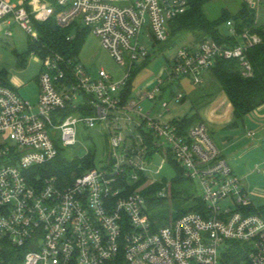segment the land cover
<instances>
[{
  "label": "built area",
  "instance_id": "obj_1",
  "mask_svg": "<svg viewBox=\"0 0 264 264\" xmlns=\"http://www.w3.org/2000/svg\"><path fill=\"white\" fill-rule=\"evenodd\" d=\"M248 4L261 13L258 0ZM56 6L0 0V29L10 36L16 26L39 43L36 24L51 18L74 28L68 40L86 28L128 71L117 82L103 69L93 78L79 60L32 51L41 63L36 103L0 80V264H222L232 242L243 249V264H264V215L248 211L251 200L208 125L184 132L163 120L171 101L184 99L182 80L203 84L219 58L239 61L243 76H253L248 53L264 48V15L241 32L227 22L234 45L207 39L181 47L152 85L125 100L132 70L150 62L142 37L153 48L165 44L170 23L191 0H57ZM167 83H174L171 100L162 98ZM97 125L107 150L99 155L94 144L93 164H81L80 175L68 181L40 173ZM90 151L69 157L84 161ZM170 157L199 183L203 206L160 226L134 187L142 178L154 183L149 167L161 158L160 170ZM165 188L157 197H166Z\"/></svg>",
  "mask_w": 264,
  "mask_h": 264
},
{
  "label": "rangeland",
  "instance_id": "obj_2",
  "mask_svg": "<svg viewBox=\"0 0 264 264\" xmlns=\"http://www.w3.org/2000/svg\"><path fill=\"white\" fill-rule=\"evenodd\" d=\"M248 4V0H242ZM261 6V13L254 11V16L248 23L249 26L255 25L260 19V16L264 15V0H258ZM229 9L235 12L239 9V1L237 0H215L206 6V12L212 19H216L220 16L223 9ZM6 28L0 29V70L5 69L9 72L11 78H16L20 82L22 81L25 85L20 89L19 95L24 97L26 100L36 103L38 99V86L36 83V77L40 72L41 63L37 57L28 52L29 37L25 32L18 27H13V33L10 36L5 34ZM223 32L229 34L227 28H223ZM196 38L193 36H184L178 40V42L172 47L164 51H160L159 47L153 48V43L148 41L144 36L142 42L149 50L150 53V64L141 72L139 77H136L134 84L139 85L140 80L146 78V83L141 85L142 87L148 85L152 81L153 77L160 76L164 73L165 67L169 66L168 61L176 55L178 50L188 45ZM17 53L24 54L28 57V62L25 68H19ZM80 64L85 67L87 73L95 78L98 72L103 69L105 70L114 81L122 80L128 68L125 64L118 63L102 45L99 37L94 33L90 32L85 37L83 46L79 52ZM138 65H141L140 63ZM15 79V80H16ZM152 83L149 84H153ZM139 87V90L143 89ZM201 86H197L198 90ZM203 89L206 91L204 100L208 94H215V98H218L220 88L216 80L211 77L203 84ZM142 91H139V94ZM195 95H187V97L181 102L176 103L171 101L170 109L166 111L163 120L169 122L174 119H180L193 115L198 110V104L204 100L197 99ZM212 98V97H211ZM213 99V98H212ZM211 100V99H210ZM206 101V100H205ZM201 104H199L200 109ZM102 126L97 125L96 129L84 132L83 137L79 139V142L75 146L66 148L65 154L67 156L77 155L84 157L87 154V149H92L95 144L98 154L107 150V145L103 138ZM211 135L213 139L212 132ZM91 137V138H89ZM264 132L262 139L258 142V147L254 150H249L241 153L237 150L241 145H232L224 152L229 165L233 169L235 175L241 180L243 187L245 188L249 199L253 207L256 210L264 208ZM216 141V140H215ZM244 142H246L244 140ZM249 144V141H248ZM241 153V154H240ZM159 164H161V158H155L153 165L149 167L147 174L149 177L157 182H167L168 188L164 189L166 197L163 198L164 204L149 210L148 214L151 220L158 223V225H164L169 220L177 217L178 211L188 210L196 204V200L201 195V188L199 183L196 181L188 180L183 184L175 183L177 172L174 170L171 164H166L159 170ZM152 183V184H154ZM155 185V184H154ZM165 185V186H166ZM179 192L178 198H175L173 193ZM147 197V196H146ZM154 197V196H153ZM181 202L180 205H177Z\"/></svg>",
  "mask_w": 264,
  "mask_h": 264
},
{
  "label": "trees",
  "instance_id": "obj_3",
  "mask_svg": "<svg viewBox=\"0 0 264 264\" xmlns=\"http://www.w3.org/2000/svg\"><path fill=\"white\" fill-rule=\"evenodd\" d=\"M47 1L53 3L58 10L56 6L57 0ZM213 1L215 0H191L189 10L170 23V38L165 44H158L159 50L164 51L168 48H172L180 38L190 35L196 38V42L212 39L219 44L226 43L234 45V42H230V35L223 32V28H227L226 24L231 20L235 22L237 30L241 32L245 27L249 26L248 23L253 18L254 11L246 2L237 0L239 1V9L237 11L232 12L225 8L218 18L212 19L206 12V6ZM36 28L39 33L40 42L32 43L29 41V50L27 53L30 52V54H32V51H36L41 56H45L49 53L56 52L65 58H71L76 61L79 60V52L83 46L85 37L90 33L88 29L82 28L80 31L75 32L72 40H68L67 37L73 34L74 28H61L57 24L55 18H51L43 23H37ZM248 58L253 65L254 73L252 77H244L239 61L231 59H217L215 66L209 71L211 77L218 83L220 90L226 94L231 102L234 115L241 121L245 119L246 115L264 104V48L260 46L251 49L248 53ZM17 59L19 68H25L28 57L24 54L17 53ZM148 63L149 60L132 70L133 73L128 81L125 93L123 94L125 100L131 97L134 87L133 82ZM36 79H38V77H36ZM0 80L6 86L17 91L11 83L10 74L7 70H0ZM173 86L174 83H167L165 85L162 98L167 100L172 99L174 95ZM179 87L181 86L179 85ZM213 94H210V96ZM185 98L186 95L184 96V99ZM198 110L191 116L174 119L173 123L178 125L182 131L187 132L188 129L196 123L204 122ZM94 151L95 147L91 149L89 156H87L84 161L77 158L72 160L65 153H61L54 161L46 164L40 173L43 176H58L61 180L72 181L73 178L83 172L84 168L79 167L81 164H85L86 166L93 164L95 156ZM169 162L177 172L175 183H185L187 179L184 176L183 169L171 157ZM166 183L167 182H160L157 184L156 182L154 185L149 183V180L146 178H142L134 189L147 196L149 209L152 210L164 204V199L157 197V192L161 190ZM178 194L179 192H176V190L173 193L175 198H178ZM180 204L181 202L177 205ZM202 206V203L198 200L197 205L190 207L188 210L180 209L177 213V217L188 211H199ZM248 211L262 213L264 215V208L256 210L251 206ZM244 259V251L239 246V243L232 242L231 247L223 254L222 264H243L242 262ZM244 264L246 263L244 262Z\"/></svg>",
  "mask_w": 264,
  "mask_h": 264
},
{
  "label": "crops",
  "instance_id": "obj_4",
  "mask_svg": "<svg viewBox=\"0 0 264 264\" xmlns=\"http://www.w3.org/2000/svg\"><path fill=\"white\" fill-rule=\"evenodd\" d=\"M149 64L150 62L148 63V65ZM147 66H145L142 69V71ZM141 72L137 75V77H139ZM210 78H211V74L210 72H207L205 75L204 83ZM10 79L12 85L17 89V92L18 90L20 91V89L25 85V83H23L22 81L20 82L16 78L10 77ZM153 79L154 77L152 78V81ZM152 81H150L149 83H152ZM134 82L133 85L135 86L134 88L136 89L132 93L133 95H140L141 93L139 94V91H142V89L139 90V87L146 83V78L140 80L139 85H135ZM36 83L39 90L38 91V97H39L40 88L37 79H36ZM203 84H201L202 85L201 89L198 90L197 89L198 87L194 86L190 80L183 79L181 82L186 97L187 95L194 94L195 95L194 97L196 98L194 100L195 102L197 99H200L201 101L204 100L203 98L206 91L203 89ZM144 87H147V85L143 86L142 88ZM218 91H219L218 98L217 97L215 98L214 96L215 94H213L212 96H210L211 93L208 94V96H206L205 99L206 101L204 100L202 101V103H200L201 106L200 109L198 110L202 120L208 125L210 131L215 137L214 139L216 140L215 142L221 148L223 153L228 149L229 146L231 148L232 145L234 146L238 144H240L241 146L237 148V150H240L241 153L256 149L258 147V142L262 139V135L264 132V104L258 107L257 109H255L253 112L246 115L245 119L241 121L238 118H236V116L234 115L233 106L229 101L228 97L226 96V94L222 90H218ZM249 132H254L255 133L254 137H251L249 135ZM244 140L246 142H244Z\"/></svg>",
  "mask_w": 264,
  "mask_h": 264
}]
</instances>
